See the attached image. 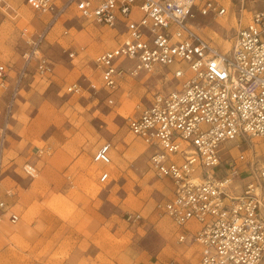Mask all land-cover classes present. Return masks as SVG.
I'll return each mask as SVG.
<instances>
[{"label":"rangeland","instance_id":"rangeland-1","mask_svg":"<svg viewBox=\"0 0 264 264\" xmlns=\"http://www.w3.org/2000/svg\"><path fill=\"white\" fill-rule=\"evenodd\" d=\"M3 1L8 8L0 7V64L11 67V77L7 88L0 86V147L11 87L27 51L21 32H40L47 21L26 0ZM215 1L228 14L199 17L194 25L203 38L227 49L241 22L249 20L250 8L241 16L243 0ZM119 40L111 28L70 11L43 46L54 76L41 78L35 61L28 68L3 143L2 195L20 220L10 224L7 215L5 225L0 223V264H201L199 247L180 243L163 214L171 183L155 176L150 148L126 125L138 105L175 84L166 72L127 78L115 95L116 104L108 106L94 61ZM74 83L84 90L67 93ZM106 142L114 145L111 180L100 183L103 166L93 157ZM236 145L224 162L237 158L240 149L247 156L242 165L247 174L241 179L248 177L250 164L257 174L264 161V138H252L239 149ZM27 165L36 167L35 178L25 173ZM247 179L238 183L243 186ZM128 214L142 219L128 222Z\"/></svg>","mask_w":264,"mask_h":264},{"label":"built area","instance_id":"built-area-1","mask_svg":"<svg viewBox=\"0 0 264 264\" xmlns=\"http://www.w3.org/2000/svg\"><path fill=\"white\" fill-rule=\"evenodd\" d=\"M248 1L252 6L243 0L240 13L250 8L249 20L241 22L226 49L203 38L194 25L199 17L228 14L215 0H26L47 21L40 32H21L27 51L1 129L0 220L8 213L12 224L20 220L2 195L1 166L22 82L33 61L41 78L54 76L43 46L60 20L74 11L120 37L94 61L108 106L116 104L115 95L127 78L166 72L175 84L138 105L126 125L150 148L155 176L171 183V196L162 208L178 241L197 245L201 264H264V161L257 174L250 164L248 177L241 179L247 174L242 169L247 156L239 149L252 138H264V0ZM4 6L8 8L0 0ZM10 71L0 64L2 88L9 85ZM90 88L97 91L92 83ZM66 90L77 94L84 89L74 83ZM232 144H237L239 155L224 162ZM113 152L114 145L106 142L94 154L93 161L103 166L100 183L111 180ZM25 173L35 178L36 167L27 165ZM247 178L251 180L243 186L238 183ZM141 219L140 214L127 216L128 222Z\"/></svg>","mask_w":264,"mask_h":264},{"label":"crops","instance_id":"crops-1","mask_svg":"<svg viewBox=\"0 0 264 264\" xmlns=\"http://www.w3.org/2000/svg\"><path fill=\"white\" fill-rule=\"evenodd\" d=\"M169 182H170V181H169ZM12 212H15V211L12 210ZM15 213H16V212H15ZM7 215H9V217H8V219H7L8 222H9L10 224H12V223L10 222V219H9V218H10V213H8V214H6L5 216H3L2 219L0 220L1 225H2V224L5 225V223H6V222H5V220H6L5 218H6ZM6 226H7V225H6Z\"/></svg>","mask_w":264,"mask_h":264},{"label":"bare ground","instance_id":"bare-ground-1","mask_svg":"<svg viewBox=\"0 0 264 264\" xmlns=\"http://www.w3.org/2000/svg\"><path fill=\"white\" fill-rule=\"evenodd\" d=\"M120 150H122V149H120ZM112 168L114 169V167L112 166ZM3 230V229H2ZM4 231V230H3ZM5 232V231H4Z\"/></svg>","mask_w":264,"mask_h":264}]
</instances>
